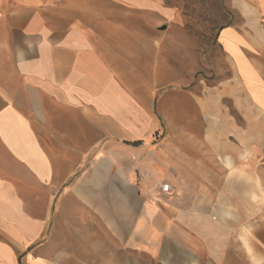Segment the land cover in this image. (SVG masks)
<instances>
[{"label":"crops","instance_id":"0c3cea01","mask_svg":"<svg viewBox=\"0 0 264 264\" xmlns=\"http://www.w3.org/2000/svg\"><path fill=\"white\" fill-rule=\"evenodd\" d=\"M238 4L236 162L216 169L151 149L155 100L60 4L0 0V264H264V0Z\"/></svg>","mask_w":264,"mask_h":264},{"label":"rangeland","instance_id":"374dc122","mask_svg":"<svg viewBox=\"0 0 264 264\" xmlns=\"http://www.w3.org/2000/svg\"><path fill=\"white\" fill-rule=\"evenodd\" d=\"M54 3L63 9L56 18L88 29L90 39L125 80L155 100L162 126L151 149L168 140L190 158L181 160L184 166H194V160L196 168L234 166L235 121L241 118L232 102L220 97L229 87L233 67L219 34L241 24L238 0ZM228 122L230 127H222ZM154 178L169 181L158 169Z\"/></svg>","mask_w":264,"mask_h":264},{"label":"built area","instance_id":"2783aa9c","mask_svg":"<svg viewBox=\"0 0 264 264\" xmlns=\"http://www.w3.org/2000/svg\"><path fill=\"white\" fill-rule=\"evenodd\" d=\"M160 191L166 195H172L173 194V190L170 184H161L160 185Z\"/></svg>","mask_w":264,"mask_h":264},{"label":"trees","instance_id":"16d2710c","mask_svg":"<svg viewBox=\"0 0 264 264\" xmlns=\"http://www.w3.org/2000/svg\"><path fill=\"white\" fill-rule=\"evenodd\" d=\"M140 143H133V145H139Z\"/></svg>","mask_w":264,"mask_h":264},{"label":"water","instance_id":"95a60500","mask_svg":"<svg viewBox=\"0 0 264 264\" xmlns=\"http://www.w3.org/2000/svg\"><path fill=\"white\" fill-rule=\"evenodd\" d=\"M163 29H166V27H164Z\"/></svg>","mask_w":264,"mask_h":264}]
</instances>
